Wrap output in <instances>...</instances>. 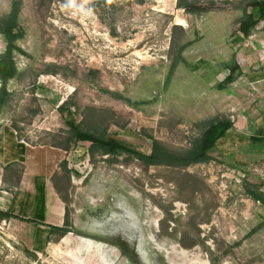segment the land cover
I'll return each instance as SVG.
<instances>
[{
    "label": "rangeland",
    "instance_id": "obj_1",
    "mask_svg": "<svg viewBox=\"0 0 264 264\" xmlns=\"http://www.w3.org/2000/svg\"><path fill=\"white\" fill-rule=\"evenodd\" d=\"M247 1L21 0L22 52L0 109V207L33 217L36 174L46 203L36 223L0 220V264H264V204L253 197L264 194V149L237 135L264 124V18L236 39ZM11 7L0 0V20ZM235 63L244 74L217 89ZM222 117L233 129L212 160L147 165L125 153L149 154L152 136L185 155ZM68 122L116 153H91ZM65 220L127 252L48 233Z\"/></svg>",
    "mask_w": 264,
    "mask_h": 264
},
{
    "label": "trees",
    "instance_id": "obj_2",
    "mask_svg": "<svg viewBox=\"0 0 264 264\" xmlns=\"http://www.w3.org/2000/svg\"><path fill=\"white\" fill-rule=\"evenodd\" d=\"M178 6H182L181 0L177 2ZM21 6V0H12V7L9 14L0 20V33L3 35L6 41V49L3 54L0 55V109L6 101V97L9 94L6 89V84L9 79L16 75L17 69L13 59V52H22L21 48L17 46L16 41L23 36V30L18 24V13ZM264 18V0H249L242 7V17L240 26L237 32V41L245 40L250 30L253 29ZM228 69L227 74L217 82L216 88L219 90L225 89L230 83H232L237 76L243 75V71L238 64L232 66H226ZM264 77V72L258 74ZM256 76H251L254 78ZM63 110V107L60 108ZM73 132L75 140L89 142V150L93 153L95 150H100L104 154H115L116 144L109 138H106L104 134L91 133L85 130H81L78 125H74L72 122H68ZM233 129L232 121L227 117L212 119L205 128L202 136L196 139L192 145V148L185 155L175 154L164 147V145L156 138L148 136L151 139V152L145 154L135 149H126L125 153L137 158L141 162L147 165L153 164H165L172 166H186L193 162L209 161L213 157L209 154L210 150L217 144V142L227 136ZM239 143L259 146L264 149V124L259 126L254 133L238 134ZM244 165H246L244 163ZM260 185V184H259ZM253 197L264 204V194H254ZM18 218L23 221L36 223V220L27 218L21 215H17L11 211V209H0V220L9 218ZM59 232L61 236L68 232H74L76 234L90 237L96 240H101L116 246L122 253L127 252L126 244L122 241L113 242L102 237L88 236L81 234L74 230L68 221L65 220L62 226L50 225L48 233ZM35 257V255H33Z\"/></svg>",
    "mask_w": 264,
    "mask_h": 264
},
{
    "label": "crops",
    "instance_id": "obj_3",
    "mask_svg": "<svg viewBox=\"0 0 264 264\" xmlns=\"http://www.w3.org/2000/svg\"><path fill=\"white\" fill-rule=\"evenodd\" d=\"M238 134H243V133L239 132V133H237V135ZM254 147L260 148L259 146H254ZM33 183H34L35 188H36L37 200L41 206L38 210H35L33 217H31L25 213H22L20 215L27 217V218L34 219V220H43V216H44L43 215V203H46V191H45L46 188L43 186V178L38 174L33 175ZM0 209H11V211H12L11 207H7V208L0 207Z\"/></svg>",
    "mask_w": 264,
    "mask_h": 264
},
{
    "label": "bare ground",
    "instance_id": "obj_4",
    "mask_svg": "<svg viewBox=\"0 0 264 264\" xmlns=\"http://www.w3.org/2000/svg\"><path fill=\"white\" fill-rule=\"evenodd\" d=\"M147 246H148V248L150 249L151 247L153 248V246H151L150 245V243H145V247L147 248ZM92 247L95 249V250H100V249H103V248H106L107 247V245L106 244H101V243H98V244H95V243H93L92 244ZM108 249V248H107ZM183 255H182V257H184V253H182ZM174 264H175V262H174Z\"/></svg>",
    "mask_w": 264,
    "mask_h": 264
},
{
    "label": "flooded vegetation",
    "instance_id": "obj_5",
    "mask_svg": "<svg viewBox=\"0 0 264 264\" xmlns=\"http://www.w3.org/2000/svg\"><path fill=\"white\" fill-rule=\"evenodd\" d=\"M129 239L130 240H134L135 239V236H134V234L132 233V235L129 237ZM99 241H101V240H99ZM101 242H103V243H105V244H108L109 246H113L114 248H116V250H117V252H118V248L116 247V246H114V245H112V244H109V243H107V242H104V241H101ZM119 254V253H118Z\"/></svg>",
    "mask_w": 264,
    "mask_h": 264
}]
</instances>
